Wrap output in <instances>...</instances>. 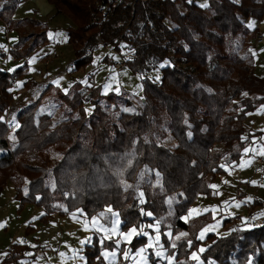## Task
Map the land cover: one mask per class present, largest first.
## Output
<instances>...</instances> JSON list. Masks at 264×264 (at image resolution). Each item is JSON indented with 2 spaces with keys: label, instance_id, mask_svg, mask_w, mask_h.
<instances>
[{
  "label": "trees",
  "instance_id": "1",
  "mask_svg": "<svg viewBox=\"0 0 264 264\" xmlns=\"http://www.w3.org/2000/svg\"><path fill=\"white\" fill-rule=\"evenodd\" d=\"M22 1L1 0L0 6V20L16 33L14 54L21 61L10 71L0 68V190L9 179L21 203L42 207L43 222L80 208L86 215L103 210L108 222L117 212L122 230L156 223L171 264H197L191 254L201 241L198 232L213 217L182 215L199 192L214 193L210 174L238 161L248 143L245 118L264 100V75L255 72L249 49L259 29L247 20L264 18V0H208L203 7L193 0H47L70 21L64 28L73 52L70 69L90 65L94 51L104 47L113 68L123 59L143 76L142 95L105 93L100 84L85 87L79 80L66 89L44 82L40 94L16 111L22 126L9 132L3 114L13 86L38 85L26 59L49 42L46 22L13 16ZM123 44L131 57L120 52ZM157 66L161 76L155 81L147 73ZM53 108L59 109L58 122ZM261 202L256 198L251 207ZM98 234L85 246L90 264H105L101 251L116 247L114 238ZM204 240V261L264 264V221L222 235L209 232ZM146 241L140 233L122 242L115 264H127L123 251ZM23 255L19 248L16 256Z\"/></svg>",
  "mask_w": 264,
  "mask_h": 264
},
{
  "label": "rangeland",
  "instance_id": "2",
  "mask_svg": "<svg viewBox=\"0 0 264 264\" xmlns=\"http://www.w3.org/2000/svg\"><path fill=\"white\" fill-rule=\"evenodd\" d=\"M193 1L199 6L203 7L207 4L208 0ZM180 7L189 16L190 19H194L196 17L195 14L186 11L182 5H180ZM38 12L39 10L36 3H34L33 1H26L16 8L13 16L15 18H44V16H40ZM51 20L52 21L50 26H52L53 36L56 37L54 41L61 42V39H67L65 33L62 30L65 28L64 25H62L63 23L67 21V25L70 23L67 17L63 14H58ZM44 22L49 25L50 21L44 20ZM252 22L253 20L251 18L247 20L248 25H250ZM15 38L16 33L14 31H9L5 23L0 20V50L3 52L2 54H0V62L5 53H7L6 51L8 50L9 44H13ZM51 46L52 45H50V47ZM254 46L255 38L252 39L249 44L250 51L254 49ZM120 52L126 58L131 57L132 55V51L124 44L121 46ZM69 54L71 55L73 54V52L69 51ZM254 55L257 54L254 53ZM93 56L94 63L92 64V66L88 67L87 70L82 68L81 71L83 72L82 74H80L81 76H78L79 78L77 79L79 81H82L85 87H89V85L95 84V82L93 81V74H97L100 71V74H97L96 79L101 85L103 92L106 93L109 91H120L121 89H124L130 95H135L136 98L142 95L141 80L143 76L141 74L139 75L133 73L127 66L123 67L121 71L116 72L113 68L112 58H110L109 54L106 53L104 47L99 46L97 50L94 51ZM55 58L56 55H52V53L46 54L44 57H42V60L40 62L44 69H46V71H49L51 69L50 66H53ZM109 59H111V62L109 61ZM254 60H256V57L254 58ZM45 62H47V64H45ZM20 63V60H15L14 62H8L5 67L6 69H12ZM97 64H99L101 66L100 68H103V70H101L100 68L98 69ZM158 67L159 66L147 73V76L152 80L158 81L161 76V71ZM65 71L66 68L63 69L62 73L65 77L68 78ZM63 75L62 77H64ZM104 75L107 76L106 79H104ZM42 76H46L45 79L41 80L40 78V80L38 81L40 82V84L32 86L30 88L23 87L20 81L14 84V98L10 101L3 114L4 122L6 112L10 118L9 122L11 124V127H8L7 123L5 122L9 132L13 131L15 125L17 127L22 126L15 118V113L19 109V107L39 95L42 91V88L44 87V84L46 82L52 81L49 75L42 74ZM60 79H62L61 82H63L61 86L66 89L70 81L65 82L63 81V78ZM135 101L137 102V99H135ZM90 107V103L87 102L86 110L89 111ZM42 110L43 108H40L39 112H41ZM51 113L56 122L61 119L59 109L57 110L56 108H53ZM259 156L262 158V161H256L253 155L250 159L252 162H254V164H263L264 157L261 155ZM56 158L57 156L53 155L46 161L48 164H51L55 161ZM236 162L237 161L230 162L229 164H224V166L228 168V171L230 173H232L233 165H235ZM253 165L250 166L251 169H253ZM216 174L217 172H212L209 176V178L211 177V180L209 181H214L213 185L216 186L212 187L214 189V193L211 195H207L204 192H199L194 201L189 206L188 210L182 215V218L185 219V217L188 218L197 214L210 212L211 216L213 217L212 221L202 226V228L198 232V236L200 237V234L203 231L204 237L203 239H200L201 241H199L197 249L192 252H195L198 256V259H195V262L197 264H235V260L233 258H228L222 263H217L216 261L210 259L204 261L201 258L200 251L201 248L204 249L207 245V240L204 239L209 232H213L217 235H222L225 234L230 228L233 229L235 227L254 225L253 213L246 214L245 218L240 217L243 212L247 213L252 208L251 203H249L247 204V208L242 210V204L238 200L243 197L242 194H240L241 191H252L250 192L252 201L256 198L262 200L261 203L253 207L263 205L264 202V170L262 172V177H260L259 175L255 176V178L257 179V187L247 185L252 176L251 171L249 172V174L239 173L238 176H235L233 178L222 176V178L219 177L218 179H215L213 176H216ZM241 182L243 184H246L245 188L241 186ZM252 182H254V178L252 179ZM15 192L16 190L14 189L13 184L9 179L0 190V260H2L4 257H9V260L5 264H90L87 262V255L84 250L86 244H90L94 232H98L100 238H114L116 247L113 249L104 248V253L102 254H104L103 257L105 258V264H115L116 261H112V259L113 257L117 258V249L119 245L122 242L128 243L133 237L132 235L131 237L125 238L122 233L128 232L131 228L139 229V231L137 230L138 235L140 233H147V241L144 244L138 246L135 250L134 255H131L137 256V258H139L138 264H152L150 254H152V257H154L155 259V261H153V264H171L173 261V255L168 253L166 248L162 247V242L160 241V232L158 230L153 232V229L151 228L152 223L149 224L151 225V227H149V225L147 227H144L143 224L139 227L132 226L129 229L122 230L120 227L121 219L117 212L112 215V222L109 223L104 216L105 212L103 210H100L92 215H86L85 213H82L80 216H78L77 212L78 210H81L80 208H76L74 212L70 211L71 213H68L69 215L67 213L60 214L58 212H55L53 216H51L47 221L43 222L40 220V215L43 213L42 207L30 201L21 203L19 198L15 196ZM56 221L59 223L60 231L62 232L61 239L60 237H58L56 240H49L47 237H43L40 234L39 238H35L34 234L36 230L39 229L38 232L43 233V230H45L44 227L47 226V224H54L56 223ZM105 222H107L108 224ZM155 224L156 223H154L153 225ZM28 226H32L34 229L30 230L28 229ZM149 233L152 234V239L150 238L151 234L148 235ZM167 234H169V232ZM157 236L159 237L158 240ZM42 242H46L47 244L41 246ZM171 246L172 243H170L169 247ZM19 248L21 249L22 255L27 254V256H34L35 259L32 257L29 261L26 262L23 261V259L21 260L20 257L16 256ZM142 248L145 249L144 252H140V249ZM34 251H36V253H34ZM132 252L133 251H130L129 248H126L122 254H127L130 256ZM157 252H160L161 255L157 256ZM158 257L160 258L158 259ZM169 257L172 258L171 261L168 259ZM122 258L126 259L128 264V258L123 255Z\"/></svg>",
  "mask_w": 264,
  "mask_h": 264
},
{
  "label": "crops",
  "instance_id": "3",
  "mask_svg": "<svg viewBox=\"0 0 264 264\" xmlns=\"http://www.w3.org/2000/svg\"><path fill=\"white\" fill-rule=\"evenodd\" d=\"M26 1H33L34 3L37 4L38 7V14L40 16H44V18H38L41 21H46L49 20V29L47 32V36L49 38V42L46 46L40 47L37 50H35L34 52H32L26 59L27 63H28V69H29V73L30 75L36 80L39 81L40 78L41 80H44L46 76H42V74L45 75H49L50 78L52 79L51 83H53L54 85L59 86L60 88L64 89L61 84L63 81H70L67 85V87L71 84L72 81L77 80L80 74H82L83 71L79 70V71H74L71 70V61L73 59V54H69V51L72 52V48L71 45L68 44L67 39L63 38L61 39V42H56L55 40V36H53V31H52V26L51 25V19H53L55 16H57L58 14H55L54 12V8L51 4H49L47 2V0H23L19 5H21L22 3L26 2ZM37 13V11H36ZM253 22L252 27H257L259 29V34H263L264 35V18L262 20H255L252 19ZM66 23V24H65ZM63 23L62 25H64V27L67 26V22ZM64 32V29H62ZM49 34H52L51 36ZM53 36V38H52ZM67 38V37H66ZM15 41V40H14ZM50 45H52L50 47ZM7 48V47H6ZM52 51V52H51ZM7 52V51H6ZM3 52L0 50V54H2ZM52 53V55H56L55 58V62H53V66H50L51 69L49 71H46V69H44V67L41 64V60L42 57H44L46 54ZM252 53L254 55V58L256 57L255 60V72L260 74V75H264V48L262 45H255L254 49L252 50ZM68 59V61H67ZM8 62H12L7 58V53H5V55L3 56L1 62H0V68L3 70H7L10 71L12 69H6V65ZM94 63V57L92 60V63L88 66H86L84 69L87 70L88 67L92 66V64ZM98 65V69L101 67L99 64ZM4 66V67H2ZM69 66V67H67ZM66 68L65 73L67 74L68 78L65 77L62 73L63 69ZM69 68V69H68ZM101 70H103V68H100ZM100 74V71L97 73ZM96 73L93 74V81L95 82L94 85L99 84L96 76ZM62 75L64 77H62ZM81 76V75H80ZM104 79H106V75H104ZM40 84V82H38V85ZM245 123L247 125L248 128V143L245 146V148L243 149L242 155L240 157V159L235 163V165H233V172L230 173L228 171V168H226L225 166H223L224 171L221 173H217L216 176H213L215 179H218L219 177L222 178V176H228L229 178H233L235 176H238V174L240 173H248L251 171L252 172V176L249 180V183L247 184L248 186H253V187H257L256 183H257V179L255 178V176L259 175L260 177H262V172L264 170V163L263 164H254V162L251 161L250 158H252V155L255 154H259L261 155V153H264V100L263 102H261L258 106H256L254 109L250 110L245 118ZM247 150V151H246ZM264 157V155H261ZM229 164V163H228ZM254 164V165H253ZM253 165V169L250 168V166ZM254 170V171H253ZM241 171V172H240ZM212 177V178H213ZM254 178V182H252V179ZM209 180H211V177L209 178ZM214 181H209L210 186L213 185ZM241 186L242 187H246V184H243L241 182ZM247 189V188H246ZM250 192L252 191H247V190H243L240 192V194H242V198L238 199L241 204H242V210L247 208V204L251 203V195ZM249 206V205H248ZM71 212H74L71 211ZM71 212H66L71 213ZM78 216H80L83 212L82 210H78ZM248 213H253L254 214V225L260 224L264 221V202L263 205H259L258 207H252L247 213L243 212L242 215H240V217H244L245 215ZM84 214V213H83ZM69 215V214H68ZM112 222V219L109 223ZM49 223V222H48ZM107 223V222H105ZM229 223V221H228ZM108 224V223H107ZM154 223H152V229L153 232L157 231V224L153 225ZM45 230H43V233L38 232V230H36L34 236L35 238H39V234L42 235L43 237H47L49 240H56L58 237H60V239L62 238V232L60 231V225L59 223L56 221V223L54 224H47V226L44 227ZM43 229V228H42ZM129 229V228H128ZM143 229V228H142ZM139 231V229H137ZM231 228L228 230L230 231ZM42 231V230H41ZM227 231V232H228ZM226 232V233H227ZM151 233H149L148 235H150ZM150 238L152 239V234L150 235ZM47 244L46 242H42V245ZM164 251V250H163ZM34 253H36V251H34ZM101 253H104V251L102 250ZM135 251H133L130 256L129 255H124L128 258V264H138V260L139 258H137V256H131L134 255ZM117 254H118V249H117ZM104 255V254H102ZM34 258V256H27V254H24L22 257H20V259L23 261H29L31 258ZM160 257H158L159 259ZM35 259V258H34ZM105 259V258H104ZM117 258L112 259V261H117ZM157 259V260H158ZM204 262V261H203ZM152 264H153V260H152ZM170 264V263H169Z\"/></svg>",
  "mask_w": 264,
  "mask_h": 264
},
{
  "label": "built area",
  "instance_id": "4",
  "mask_svg": "<svg viewBox=\"0 0 264 264\" xmlns=\"http://www.w3.org/2000/svg\"><path fill=\"white\" fill-rule=\"evenodd\" d=\"M114 1H117V0H114ZM255 45H262L263 48H264V35L263 34H257L256 37H255ZM14 51H15V47L12 43L9 44L8 46V50H7V58L14 62L16 60V57H15V54H14ZM45 64H47V62H45ZM125 66V62L123 59H120L118 61H116L114 63V69L115 71L119 72L121 71V69ZM10 118L9 116L7 115V112L5 114V122L7 123L8 127H11V124H10ZM253 157L256 161H262V158L257 155V154H253Z\"/></svg>",
  "mask_w": 264,
  "mask_h": 264
},
{
  "label": "snow or ice",
  "instance_id": "5",
  "mask_svg": "<svg viewBox=\"0 0 264 264\" xmlns=\"http://www.w3.org/2000/svg\"><path fill=\"white\" fill-rule=\"evenodd\" d=\"M206 6V5H205ZM249 27H252V25L250 24L249 25ZM50 36L52 35V34H49ZM59 35H63V34H59ZM247 151V150H246ZM261 155H264V153H261ZM212 187H216L215 185H213ZM142 195V194H141ZM141 202H143V201H141ZM109 212H111V209H109L108 210ZM193 211H195V210H193ZM146 215H151V213H145ZM185 219H187V217H185ZM118 222V221H117ZM149 227H151V225H149ZM141 231H142V229H141ZM206 231V230H205ZM134 234H137V229L136 228H131V229H129V231L128 232H126V233H122V235L123 236H125V238H128V237H131L132 235H134ZM145 235H147V233H144ZM170 235V234H169ZM182 236H184V235H187L186 233H182L181 234ZM203 237H204V232L202 231L201 232V234H200V239H203ZM159 239V237L157 236V240ZM177 239H179V237H177ZM189 243H191V242H189ZM173 247H175V245H173ZM145 251V249H140V252H144ZM200 251L202 252V251H204V249L203 248H201L200 249ZM106 255V254H105ZM156 255L157 256H160L161 255V253L160 252H157L156 253ZM192 258L193 259H198V256H197V254L194 252V253H192ZM170 261H171V257H169L168 258Z\"/></svg>",
  "mask_w": 264,
  "mask_h": 264
},
{
  "label": "water",
  "instance_id": "6",
  "mask_svg": "<svg viewBox=\"0 0 264 264\" xmlns=\"http://www.w3.org/2000/svg\"><path fill=\"white\" fill-rule=\"evenodd\" d=\"M143 99V98H142Z\"/></svg>",
  "mask_w": 264,
  "mask_h": 264
}]
</instances>
